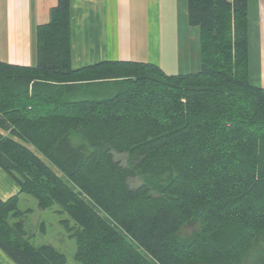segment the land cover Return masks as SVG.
Wrapping results in <instances>:
<instances>
[{"label": "trees", "instance_id": "16d2710c", "mask_svg": "<svg viewBox=\"0 0 264 264\" xmlns=\"http://www.w3.org/2000/svg\"><path fill=\"white\" fill-rule=\"evenodd\" d=\"M185 1L200 28L199 71L135 60L74 68L70 0L38 26L35 65L0 60V166L40 209L67 214L77 264H250L252 248L264 264L252 0ZM19 201L0 198V248L16 264H67L52 244L30 241Z\"/></svg>", "mask_w": 264, "mask_h": 264}, {"label": "crops", "instance_id": "0c3cea01", "mask_svg": "<svg viewBox=\"0 0 264 264\" xmlns=\"http://www.w3.org/2000/svg\"><path fill=\"white\" fill-rule=\"evenodd\" d=\"M57 2L0 0L1 61L21 65L37 63V28L50 21ZM70 2L74 68L108 60H135L155 63L169 74L184 73L179 69L181 61L178 59L183 51L188 55L189 48L192 53V48L180 37L177 15L180 0ZM186 7L181 4L184 15ZM248 12L249 78L255 85L264 87V0H252ZM193 50L196 51V46ZM20 190L19 184L0 166V198L7 200L21 195ZM8 257L0 248V264H16Z\"/></svg>", "mask_w": 264, "mask_h": 264}, {"label": "rangeland", "instance_id": "374dc122", "mask_svg": "<svg viewBox=\"0 0 264 264\" xmlns=\"http://www.w3.org/2000/svg\"><path fill=\"white\" fill-rule=\"evenodd\" d=\"M182 3L179 5V14L178 18L179 20V31H180V37L181 41H185L186 44L190 45L192 48V53L190 52V48L187 52L188 55H186L183 52H181L180 59H178L181 64V71L182 72H192V71H199L201 69V57H200V28L198 26H192L189 24L187 14L184 15L183 10L181 8V4L187 6V1L180 0ZM187 10V7H186ZM138 12L140 10H137ZM187 37V38H186ZM179 39V38H178ZM145 41V40H144ZM142 41L143 44L145 42ZM180 41V42H181ZM186 44L183 45V48L186 49ZM196 46V51L193 50ZM145 47V46H144ZM141 55V54H140ZM188 60V61H187ZM185 62L187 64H185ZM178 66V65H177ZM178 68H174L175 71ZM180 71V70H179ZM115 90H110L109 92H104V94L101 95H107ZM96 96H99L98 93H96ZM39 154V153H38ZM115 157L119 162L126 165L128 164V161L130 159V156L127 153H118L114 152ZM40 155V154H39ZM42 156V155H41ZM46 162L49 164L50 162L46 160ZM142 183V178L140 176H134L130 178V184L133 187L140 186ZM19 207L23 210L29 209V212L24 214L25 222H26V228L30 235V241L33 242V244L39 246L42 244H52L55 246L58 250L64 252L67 256V264H77L74 254L76 251V242L74 238L69 236V233L66 228L61 224L60 220L63 218L68 217L67 214L59 213L58 212V206H55L50 209H40L37 204V200L33 198L30 195L27 194H21L20 195V201H19ZM189 228V226H188ZM260 252L256 248H252L251 252L249 253V258L247 262L250 264L257 263V260L259 259Z\"/></svg>", "mask_w": 264, "mask_h": 264}]
</instances>
